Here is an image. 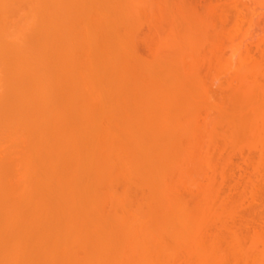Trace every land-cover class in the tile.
<instances>
[{
	"label": "bare ground",
	"instance_id": "6f19581e",
	"mask_svg": "<svg viewBox=\"0 0 264 264\" xmlns=\"http://www.w3.org/2000/svg\"><path fill=\"white\" fill-rule=\"evenodd\" d=\"M158 1L0 0V264H264V202L235 212L264 181V48L201 53L184 11L200 39L158 24L144 61Z\"/></svg>",
	"mask_w": 264,
	"mask_h": 264
},
{
	"label": "rangeland",
	"instance_id": "374dc122",
	"mask_svg": "<svg viewBox=\"0 0 264 264\" xmlns=\"http://www.w3.org/2000/svg\"><path fill=\"white\" fill-rule=\"evenodd\" d=\"M172 1H174V0H160V1H158L156 4H158V5H156V8H155V10H154V14L153 15H155V16H153V17H151V18H153V23L151 22V21H149L150 20V18H149V20L148 21H146L145 23L146 24H144L145 25V27L143 28V29H141V33H140V35L139 36H141V34L143 33L144 34V36L145 37H143L142 38V40L140 41V40H138V41H140V42H138V45H139V47L137 48L138 49V54L137 55H139V57L140 58H143V60L145 61V59L144 58H146V60H148L149 61V57L151 56H149V54H148V52L149 51H152V47H154L155 48V41H154V37H155V33H154V31L156 30V28H158L159 27V25H160V28H165V26L166 25H170L171 23H172V21H173V23L170 25V26H172L173 28H174V31L176 32V33H180V34H182V36L183 35H185V36H187L189 39H200V38H198V36L197 35H195V33L194 32H189V31H187V29H188V27L187 26H191L190 24H192L191 23V21H192V18H190L191 19V21H190V24H189V22H188V24H187V21H189L190 19H188L187 17V19L186 18H184L185 16H187L186 14H190L191 15V17L193 16H195V17H198L200 20H201V18L203 19V22H204V24L205 23H208V24H205V27H206V29H204L205 30V33H203L202 31H201V28H200V30H199V32H201V33H199V35L200 34H202L203 33V35L204 36H206V34L208 33V37L211 39V37H212V39L211 40H214L212 43H209L208 41L206 42V44L208 43V45L210 44V48L208 47V45H207V47H203V49L205 50L206 48H208L209 50H208V52L206 51H202L201 53H205L206 55H207V53L210 55L211 53H213V55H216V53H217V55L216 56H218L219 55V53L220 54H223V53H226L227 51H228V49H227V44H229V43H232V42H234L236 39L238 40H236L234 43H232V44H236V42H237V44H247V46L246 45H244V50H242V51H244V52H246V54H248L249 56H255V57H257V53H256V51L258 52V50L259 49H263L264 48V20H262V19H264V17H262L261 15L264 13H260V10H262V9H264V0H258V1H254V0H251V2L252 1H254V2H252V4H251V2H250V0H243L244 1V3H243V1L241 0V2H239V3H237L236 1H231V2H227V1H229V0H198V3H196L197 2V0H194V1H196V2H194L193 0H175L174 1V4H176V6L173 4V2ZM210 1H211V5L212 6H210ZM214 1H216V2H214ZM223 1H224V3H223ZM239 1V0H238ZM171 3V5H170V3ZM193 2V3H192ZM227 4H226V3ZM260 2V3H259ZM163 3V4H162ZM179 3H181V4H184V5H181V9L179 8ZM208 3V4H207ZM213 3V4H212ZM218 3V4H217ZM241 3H242V5H241ZM248 3H250V4H248ZM255 3H257V4H255ZM162 4V5H161ZM192 4H196L195 6L197 7L196 9H198L197 11H194L193 9L195 8L194 7V5H192ZM206 4V6H204ZM230 4V6H234V7H229L228 5ZM233 4V5H232ZM237 4H238V6H237ZM191 5L193 6V7H191ZM203 5V6H202ZM225 5V6H224ZM248 5L250 6V7H248ZM165 6V7H164ZM218 6V7H217ZM241 6H243V8L241 7ZM263 6V7H262ZM187 7V8H186ZM199 7V8H198ZM204 9H203V8ZM205 7H206V9H208V10H206L205 9ZM208 7V8H207ZM216 7V8H215ZM228 7V8H227ZM238 8V10H240V12L239 13H237L238 12V10H237V12L234 10V8ZM240 7V8H239ZM245 7V8H244ZM251 7H252V9H254L255 7V9L257 10V11H255V9H254V11L251 9ZM262 7V8H261ZM160 8H162V9H160ZM164 8V9H163ZM174 8V9H173ZM179 10H178V9ZM189 8H192V9H189ZM217 8H219V9H217ZM226 8V9H225ZM258 8V9H257ZM184 9V10H183ZM195 9V10H196ZM225 9V10H224ZM228 9H230V10H228ZM245 11H244V10ZM182 10V11H181ZM190 10H192L191 12H190ZM243 10V12H245V13H243V12H241ZM247 10H248V12L249 11H251L252 13L254 12L255 14H251V16H252V18H251V16H250V13H248L247 12ZM259 10V11H258ZM164 11V12H163ZM170 11V12H169ZM176 11H177V13H176ZM181 11V15H183V18H181L180 17V15L178 14L179 12ZM186 12V14H185V12ZM190 12V13H188V12ZM200 11V12H199ZM205 11V12H204ZM223 11V12H222ZM224 11H225V13H226V16H225V20L226 21H224V20H222V18L224 17L223 16V13H224ZM233 11V12H232ZM237 13H235V12ZM169 12V13H168ZM193 12H195V13H193ZM198 12V13H197ZM201 12H202V14H201ZM206 12H207V15H206ZM216 12V13H215ZM219 12V13H218ZM220 12L222 13L221 15H220ZM247 12V13H246ZM259 12V13H258ZM174 13V14H173ZM205 13V14H204ZM210 13V14H209ZM224 13V14H225ZM245 14V15H243V14ZM177 14H178V16H177ZM195 14V15H194ZM242 14V15H241ZM248 14V15H247ZM258 14H261L260 16L258 15ZM185 15V16H184ZM189 15V16H190ZM205 15V16H204ZM213 15V16H212ZM237 15V16H236ZM254 15H256V16H258V18L259 19H256V16H254ZM171 18H169V17ZM222 16V17H221ZM244 16V17H243ZM263 16H264V14H263ZM158 17V18H157ZM164 17V18H163ZM165 17H166V19H165ZM177 17V18H176ZM261 17V18H260ZM157 20H156V19ZM173 18V19H172ZM180 19V21L179 20H177V19ZM206 18H209V19H206ZM254 18V20H250V19H253ZM162 19V20H161ZM186 21H185V20ZM194 19V22L196 21L195 20V18H193ZM197 19V18H196ZM224 19V18H223ZM245 19H247V20H245ZM249 19V20H248ZM260 19L262 20V21H260ZM174 20H176V22H174ZM245 20V21H244ZM208 21V22H207ZM242 21V22H241ZM148 22V23H147ZM171 22V23H170ZM210 22V23H209ZM224 22H225V24H224ZM254 22V24H253V26H252V23ZM150 23V24H149ZM168 23H170V24H168ZM179 23V24H178ZM199 23H201V21H199ZM261 23H262V25H261ZM159 24V25H158ZM162 24V25H161ZM173 24H174V26L176 27V29H175V27L173 26ZM186 24H187V26H186ZM194 24V23H193ZM198 24V23H197ZM202 25H203V23H201ZM246 24H250L249 25V27H248V25H246ZM150 25V26H149ZM155 25V26H154ZM165 25V26H164ZM185 25V26H184ZM207 25V26H206ZM216 25V26H215ZM223 25H225L224 26V30L225 29H227L226 31H223V30H221L220 31V29L221 28H223ZM149 26V27H148ZM164 26V27H163ZM204 26V25H203ZM216 28L215 30H213V28L214 27ZM257 27V28H255V27ZM151 27H152V29H151ZM168 27V26H167ZM207 27H208V29H207ZM145 28H146V30H145ZM149 28V29H148ZM204 28V27H203ZM249 28H251V29H249ZM219 29V30H218ZM236 29V30H235ZM258 29V30H257ZM197 30V29H196ZM235 30V31H234ZM143 31V32H142ZM145 31H147V32H149L148 34H147V32L145 33ZM150 31H152V32H150ZM184 31H187L188 33L187 34H183V32ZM209 31H210V33H209ZM213 31H215V32H213ZM220 31V32H219ZM197 32H198V30H197ZM217 32V34H214V33H216ZM219 32V33H218ZM226 32V33H225ZM231 33V34H230ZM233 33V34H232ZM142 34V35H143ZM149 34H151L150 36H149ZM196 34H198V33H196ZM213 34V35H212ZM229 34L231 35V36H229ZM238 34V35H237ZM202 35V36H203ZM210 35H212V36H210ZM234 35V36H233ZM149 36V37H148ZM201 36V35H200ZM202 36H201V38H202ZM237 36V37H236ZM239 36H240V39H239ZM207 37V36H206ZM207 37V38H208ZM221 37V38H220ZM230 37V38H229ZM261 37H263V40H261L262 38ZM150 38H152V40L150 39ZM204 38V37H203ZM203 38L201 39V40H203ZM218 38V39H217ZM261 38V39H260ZM139 39H141V38H139ZM217 39V40H216ZM259 39V41L257 42L256 40H258ZM144 40H149V41H147V42H144ZM206 40V39H205ZM205 40H203L204 42H205ZM202 41V42H203ZM243 41V42H242ZM149 42H154L153 43V46H152V44L151 45H147V44H150ZM203 42V43H204ZM140 43H141V45H140ZM145 43V44H144ZM147 43V44H146ZM257 43V44H256ZM206 44H204L205 46H206ZM212 44V45H211ZM216 44L218 45V46H220V47H217L216 46ZM220 44V45H219ZM222 44V45H221ZM140 46H144L143 48L142 47H140ZM146 46V47H145ZM200 46V45H199ZM213 46V47H212ZM217 47V48H214V47ZM243 46V45H242ZM201 47V48H202ZM223 47V48H222ZM255 47V48H254ZM200 48V47H199ZM198 48V49H199ZM218 48L221 50V51H223V52H221L220 50H218ZM245 48H246V51H245ZM257 48V49H256ZM156 49L157 48H155V50H153V51H155L156 52ZM145 50V51H144ZM148 50V51H147ZM161 50V49H160ZM201 49H199L198 50V53H200L199 51H200ZM215 50V51H214ZM217 50H218V52H217ZM137 51V50H136ZM197 51V50H196ZM211 51V52H210ZM213 51V52H212ZM252 51L253 52H255V53H253L252 54ZM160 52H163V51H160ZM210 52V53H209ZM216 52V53H215ZM153 53V52H152ZM146 55V56H144V55ZM201 55V54H200ZM203 55V54H202ZM142 56V57H141ZM205 56V55H204ZM139 59V58H138ZM150 59H151V57H150ZM143 62V61H142ZM206 65H208L207 63L205 64V66ZM203 67L201 68L202 70L204 69V64L202 65ZM209 66H206L205 67V72L204 71H202V72H200L201 73V75H202V77L204 78V79H206V78H208V75L207 74H209V70L207 71L206 70V68H208ZM203 73V74H202ZM214 88V87H213ZM213 88H209V89H213ZM235 89V88H234ZM215 90V89H214ZM214 90H210V93L211 92H213ZM236 90V89H235ZM233 91V90H232ZM232 91H231V93H232ZM236 92H237V90H236ZM235 92V93H236ZM242 92V91H241ZM240 91H238L237 92V94L238 95H244L245 94V92H244V94H240L241 93ZM213 93H215V94H212V96L214 97V96H216L217 94H218V92H213ZM244 96H246V95H244ZM261 104H264V102L263 103H260V106L263 108V110H264V107H263V105H261ZM256 134V135H255ZM253 133V134H251V135H253L254 136V139H257L258 137V135H257V133ZM252 136V137H253ZM257 137V138H256ZM251 138V137H250ZM252 139V138H251ZM254 139H252L253 141H254ZM255 141H257V140H255ZM4 142V141H3ZM5 144V143H4ZM8 145V147H9V143L7 144ZM4 146V145H3ZM257 146L259 147L260 145L259 144H257ZM13 147H15V146H13ZM257 147V148H258ZM4 148V147H3ZM256 148V149H257ZM6 149V148H5ZM8 149V148H7ZM9 149H11V151H12V147L11 148H9ZM8 151V150H7ZM254 151H256V150H254ZM4 152H5V150H4ZM3 152V153H4ZM10 152V151H9ZM247 152V151H246ZM248 153V152H247ZM253 153H255V152H253ZM5 154H8L7 152L5 153ZM236 154V152H232V153H230V155H229V160H230V162H231V166L232 167H234L235 165L238 167V169L240 168V167H243L242 165L243 164H240V161H239V156H237V155H235ZM224 157H225V155H223ZM228 156V155H227ZM237 156V157H236ZM222 161H223V159H222V157H220V156H218V157H216V163L218 164V165H220L221 163H222ZM239 162V163H238ZM233 164V165H232ZM240 166V167H239ZM237 167H235V168H233L232 170H233V174L232 175H229V178H228V176H227V178H225V179H227L226 181L224 180V184L222 183V181H221V179L220 178H217V186H218V188H220L221 190H222V192H224V193H226V192H228V194L227 195H229L231 198L233 197V198H236V196L238 195V193L240 194V191H242L241 189H238L237 188V186H236V184H237V182H239V176H238V174H240V172L238 173V171H237ZM244 168V167H243ZM249 169H250V172H252L251 171V168L250 167H247V169H246V171L248 172L249 171ZM250 172H249V174H248V176H250ZM232 173V172H231ZM253 173V172H252ZM251 173V175L253 176V174ZM238 176L237 178L235 177V176ZM247 176V175H246ZM254 177V176H253ZM260 178H262V177H260ZM241 179V178H240ZM256 179V180H255ZM254 180H253V185H254V187H256V184H257V188L255 189V188H252V191H253V189H255V192L256 193H254V195H253V192L250 190L249 192H248V190H247V192L248 193H246V191L244 190V194H243V198H242V203L239 205V207H237L236 208V210H235V212H236V214H242L243 215V218H244V216L246 217L247 215L248 216H250L251 218H249L248 216H247V218H249V219H252L253 220V218H254V221H256L257 219H255V217H254V215L256 214V215H258L263 209V204H262V208L260 209V205H261V201L262 202H264V184H263V182H258L257 181V179L258 178H255ZM256 183H255V182ZM241 182V181H240ZM226 183V184H225ZM222 184H223V186H222ZM253 185H251V186H253ZM259 185V186H258ZM229 187L231 188V190H230V192L229 191H227V190H229ZM249 187H250V184H249ZM250 188V189H251ZM224 190V191H223ZM226 191V192H225ZM234 191V194L232 193ZM252 193V194H251ZM257 197V198H256ZM253 199V200H251L250 201V199ZM254 198H256V199H254ZM248 199H249V201H248ZM261 199V200H260ZM253 201V202H252ZM260 201V202H259ZM247 202V203H246ZM251 202L253 203V204H251ZM254 202H257V203H254ZM248 203H250V205H247ZM257 204V205H256ZM242 205H244V207L242 206ZM242 206V207H241ZM257 206V207H256ZM251 207V208H250ZM253 208V209H252ZM239 210V212H238V210ZM242 209V210H241ZM246 209V210H245ZM252 209V210H251ZM257 209H259V210H261V211H259L258 210V212L256 211ZM252 211L255 213L254 215L252 214ZM86 212V211H85ZM250 212V213H249ZM94 212H91V210L89 211H87V214H89V215H91V214H93ZM262 213V212H261ZM264 213V212H263ZM262 213V214H263ZM238 214V216H241V215H239ZM244 214H247V215H244ZM255 215V216H256ZM257 217V216H256ZM236 222L239 220V219H237V216H236ZM250 222H251V220H250ZM249 222V223H250ZM253 222V221H252ZM259 222V221H258ZM254 223V222H253ZM262 223H264L263 221H262ZM261 222H259V224H262ZM255 224H257V222L255 223ZM253 225L254 227L256 226V228H258V226H260L259 224L258 225ZM251 226H252V224H250ZM264 225V224H263ZM261 227H262V225H261ZM261 227H259V228H261ZM264 227V226H263ZM244 228V227H243ZM242 228V231L243 230H245V228L243 229ZM246 230H247V228H246ZM243 232H246V231H243Z\"/></svg>",
	"mask_w": 264,
	"mask_h": 264
}]
</instances>
